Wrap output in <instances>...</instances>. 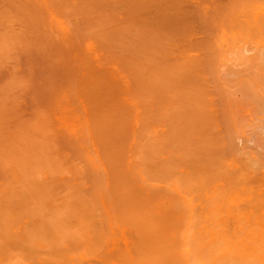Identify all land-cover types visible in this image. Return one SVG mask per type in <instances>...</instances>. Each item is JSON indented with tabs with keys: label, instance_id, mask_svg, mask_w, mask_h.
Returning <instances> with one entry per match:
<instances>
[{
	"label": "bare ground",
	"instance_id": "6f19581e",
	"mask_svg": "<svg viewBox=\"0 0 264 264\" xmlns=\"http://www.w3.org/2000/svg\"><path fill=\"white\" fill-rule=\"evenodd\" d=\"M0 5L3 8L0 24L6 20L11 23L15 16L18 22L24 20L17 23L23 26L19 25L18 31L23 32L21 27L32 29L29 26L32 23L37 32L42 30L39 28L42 24L41 27H47L43 34L40 30L43 37L39 33L43 44L49 38L47 31L56 35L55 40L49 39L52 42L48 41L50 45H47L51 48L47 50L46 43H40L41 46L33 43L35 30L30 33L26 29L24 32L28 30L31 36L23 32L28 37L24 40V35L13 33L15 29L11 28V33L24 37H19L21 44L15 36L16 44L12 39L14 43L6 40L10 32L6 33L10 30L6 29L7 22H3L6 30L0 25L7 34L3 33L5 40L0 37V53L5 51L1 53V61L5 48L12 45L22 48L23 52L17 48L22 56L33 55L39 61L25 57L27 63L39 65H35V70H44L39 75L40 70L36 74L31 67L34 74L27 73L28 78H39L35 80L41 83L38 85L33 80L31 88L25 86L21 90L29 88L27 95L31 92V96L33 89H40L42 94L47 90L44 94L52 97L56 87L47 83L57 78L55 84L59 88L58 83L67 79L74 82L75 88L68 87L73 88L72 92L76 89L73 93L80 102L78 108L72 104L75 108L67 116L65 110L69 104L64 100L68 97L61 96L66 91L59 93L62 86L57 93L64 99L61 104L64 102L66 109L57 104V93L53 96L56 102L50 104L60 105L55 109L62 107L60 110L67 112L63 119L58 120V113L49 115L53 110L57 112L49 103L43 108V111L50 108L49 112L44 111L48 116L42 113L43 106L36 103L43 102L42 96L38 98L40 92L37 100L33 97V103L40 105L39 114L44 117L36 112V104L31 106L32 115L27 114L28 109L24 114L22 108L18 113L16 105L6 111L4 107L0 113V264H264V0H0ZM29 39L33 40L29 43ZM31 43L39 46L32 47ZM30 46L39 57L46 52L44 60L50 54L48 62L42 63L43 59L34 52L29 54ZM52 49L57 53L55 58ZM50 56L55 59H51L52 63ZM46 63L57 64L53 73L56 78L49 77L54 65L50 66L54 70L49 65L46 69ZM49 69L52 72L48 73ZM20 72L23 75L25 71ZM44 72L48 75H43ZM25 77L24 73V78H19L23 81ZM7 84L4 86L7 89L13 85ZM17 91L15 88L16 95ZM15 98L19 99L14 96L13 101ZM20 114L30 117L28 122H22L25 117ZM46 116H51L47 123ZM32 117L35 120L31 124ZM52 120L56 121L51 123ZM34 122L36 127L41 126L36 128ZM26 123L29 129L25 128ZM45 123L57 124L55 127L62 132L60 137L67 133L61 139L71 141L70 144L65 140L63 144L71 145L67 147L74 149L69 151L75 153L77 160L79 150L86 149L88 162L84 161L86 154L80 162L82 165L86 162L85 170L89 169L90 173L92 169V179L96 175L98 180L95 177L94 183L88 182L87 176V183L80 182L86 174L80 169L72 168L80 172V181L78 173L76 177L75 172L74 175L69 172L71 177L67 174V167L71 169V165L80 162L70 152L71 165L66 164L68 159L64 163L63 158L70 155L66 145L65 156L59 155L64 151L60 152V148L54 154L65 165L53 161V154L47 157V163L55 162L61 170L54 168V163L52 168L44 165L38 169L46 150L55 153L54 143L58 145L55 139L58 131L52 127L56 136L51 131L48 137L44 129L50 127ZM38 133L41 135L37 136ZM28 134L36 135V139L28 138ZM40 136L49 143L48 149L42 143L46 147L43 150L38 141ZM29 140L35 146L40 144L43 152L36 154L40 146L35 147ZM38 155L43 158L37 160ZM76 164L74 168H79ZM42 167L48 173L42 172ZM37 169L39 176L34 171ZM62 169L67 170L66 178ZM57 178L68 180L69 183L59 182L64 189L55 188ZM76 180L81 188L85 184L84 191H88L79 189L80 199L96 198V205L94 200L86 204L80 199L82 204L80 201L77 204L80 196L75 192L78 191ZM41 181L44 183L39 188ZM49 183L52 185L47 188ZM87 184L96 186L92 189L94 195L89 197L92 190ZM52 187L55 193L50 190ZM67 187L72 194L66 191ZM88 203L93 204L91 209ZM86 208L92 210L86 211L87 215L83 213ZM79 211H83L82 215ZM72 215H76L74 221ZM92 217L97 219H92L93 224L89 223ZM103 223L108 232L98 234L97 229L100 232L106 229L101 227Z\"/></svg>",
	"mask_w": 264,
	"mask_h": 264
},
{
	"label": "rangeland",
	"instance_id": "374dc122",
	"mask_svg": "<svg viewBox=\"0 0 264 264\" xmlns=\"http://www.w3.org/2000/svg\"><path fill=\"white\" fill-rule=\"evenodd\" d=\"M0 6H1V5H0ZM1 8H2V7H1ZM2 9H3V8H2ZM2 9H0V11H2ZM0 14H1V13H0ZM12 16H13V15H12ZM12 16H11V18H12ZM0 17H1V15H0ZM16 17H17V16H15V20H13L14 18L12 19V22H11V19H10V22H11V23H9V21L7 22V20H6V21H3V22H7V23H6L7 25L4 23V24L7 26L6 29L10 28V30L8 29V30L6 31V33H8V32L10 31V32L8 33V37L6 38V40H7V41H11L10 39H12V41H15V43L17 42V40H16L17 37H18V40H19V37H21V36L19 35L20 33H21V35L23 36L24 34L27 35V33L30 32V30H32V29L35 30V26H34V28H33L32 23H31L29 26H31L32 29H29L30 27H29V28H26V29L29 30V31L27 30L28 32L26 31L27 33L24 32L26 29H24V28L22 29L23 26L20 25V24H19V25L22 26V27H21V30H23L24 34H23L22 31H18V30H20V27H19V29L17 28V27L19 26L17 23H20V21H22V20H20V21L18 22V20H16ZM9 18H10V17H9ZM19 18H20V17H18V19H19ZM1 19H2V18H1ZM1 19H0V20H1ZM3 20H5V19H3ZM25 20H27V19L25 18ZM1 21H2V20H1ZM23 21H24V20H23ZM23 21H22V23H23ZM34 21H35V19H34ZM3 22L1 23L2 25H1V24H0V25H1V28L3 27V29H5ZM13 22L15 23V25H14ZM27 22H28V24H29V22H31V19H30V21L28 20ZM32 22H33V21H32ZM22 23H21V24H22ZM25 23H26V21H25ZM35 23H37V22H35ZM11 24H12V26H9V25H11ZM28 24H25V25L27 26ZM37 24H38V23H37ZM39 24H40V23H39ZM25 25H24V26H25ZM33 25H34V22H33ZM41 25H42V24H40L39 28H42V30L44 29V27H45V29L47 28L46 26L41 27ZM43 25H44V24H43ZM13 26H15V28H13ZM37 26H38V25H37ZM27 27H28V26H27ZM11 28H12V30H13V29L16 30V31L13 30V33H15V32L17 33V32H18L19 34H17V36H16V35H14L13 33H11V31H12ZM6 29H5V30H6ZM36 29H38V28L36 27ZM0 30H1V31H0L1 33H0V34L3 35V33H5V31H3L2 29H0ZM38 30H39V32H38ZM38 30H37V32H36V30H35V33H34V31H32V32H33L32 37H33V39L35 40V41H33V43L37 42V43H39V45H40L41 40H40L39 37L42 36V34H43L44 32H43L41 29H38ZM40 30H41L42 34H41ZM32 32H30V33H32ZM49 32L52 33V31H50V30L47 31V35L49 36L48 41H50V40H52V39L55 40V39H56V38H55V37H56L55 33L53 32L52 34H50ZM6 33H5V35H7ZM30 33H28V35H29ZM39 33H40L41 35H40ZM45 33H46V32H45ZM12 34H13L14 36H13ZM34 34H35V35H34ZM37 34H38V36H37ZM2 35H1L0 37H3V39H4L6 36H4V35L2 36ZM9 35H10V36H9ZM11 35H12V36H11ZM39 35H40V36H39ZM15 36H16V37H15ZM30 36H31V35H29V37H30ZM34 36H36V37H38V38L36 39V37H34ZM48 36H47V37H48ZM51 36H52V37H51ZM54 36H55V37H54ZM14 37H15L16 39H14ZM24 37H25V35H24ZM24 37H21V38H24ZM32 37H31V38H32ZM42 37H43V36H42ZM47 37H46V34H45V37H44V38H47ZM26 38H28V37L26 36V37L24 38V40H25ZM44 38H43V41H42V42H45V41H46V40L44 41ZM8 39H9V40H8ZM13 39H14V40H13ZM33 39H29V40H28L29 43H30V40L32 41ZM38 39H39V41H38ZM49 39H50V40H49ZM4 40H5V39H4ZM4 40H3V42H5ZM26 40H27V39H26ZM7 41H6V42H7ZM12 41H11V42H12ZM22 41H23V40H22ZM48 41L45 42L46 44L44 43L46 46H45L43 43H41V44L44 45L45 48H47V50H48V48H49V46L47 45V44H49ZM1 42H2V41H1ZM11 42H9V43H11ZM19 42L21 43L20 40H19ZM51 42H52V41H50V43H51ZM56 42H57V41H56ZM56 42H55V44H56ZM12 43H14V42H12ZM17 43H18V42H17ZM17 43H16V44H17ZM22 43H23V42H22ZM22 43H21V44H22ZM25 43H26V41H25ZM25 43H24V44H25ZM29 43H28V45H30ZM33 43H31V44L33 45L32 47L39 46L37 43H36L37 45H35V44H33ZM2 44H5V43H2ZM16 44H14V45H16ZM24 44H23V45H24ZM55 44H54V45H55ZM0 45H1V44H0ZM9 45H10V44H9ZM9 45H8V46H9ZM25 45L27 46V43H26ZM43 45H42V46H43ZM49 45H50V44H49ZM51 45H52V44H51ZM3 46H4V45H3ZM6 46H7V45H6ZM8 46H7V48H8ZM11 46H12V45H10V47H9L10 49H11ZM19 46H20V44H19ZM40 46H41V45H40ZM47 46H48V47H47ZM12 47H13V49H12L13 52H12L11 54H10L11 51L9 50V48H8V49L5 48V50H6V54H5V55H6L7 57H5V55H4V60L6 59V60H7L6 62H5L4 60L1 61V59H2L1 57H3V56L1 55V53H2V52H5V51L3 50V51L0 53V55H1V56H0V58H1L0 61H1V62H4L5 64H4V63L2 64L1 62H0V63H1L2 65H4V66L8 67V68H6V67L2 66L3 69H4V71H5V72L7 71V72L10 74V75H9V74H7V73H5V72L3 73V69H2L1 64H0V67H1V70H0V79L3 80V81H0V83H1V84H0V86H1L0 88H2V89H0V91H1V92H0V97L2 96L1 98H3V96H4L5 99H6V101H7V102H6L5 99H2V100H1V98H0V113L2 112V110H3L4 107H5V110H4V111H6V109H8V107H10L11 105H13V106L10 108V110L16 105V107L19 109V110H18V113H20V112H19V111L21 110L20 108H22V110H24V114L27 113V112H26L27 109H28V113H27V114L34 113L33 110L35 109V107H33V110H32L33 112H31V110H30V109H32L31 106H32V105L35 106L34 104H36V103L38 104V102H39V104H40L41 106H43V107H41V109H42V111H43V108H45L44 106L47 105L48 103L50 104L51 102H52V104H53V101H54V102L57 101V102H58L57 104L62 105V104H61V101L64 100V99L62 100V98H60L62 95H66V97H68L67 99L64 100V102L67 101L66 104H69V105H66V107L68 106V108H69V107H70V103H71L70 110H69L68 108H67V109H68V110H67L66 107H65V103L62 102V103L64 104V105H62L63 108H65V109H66L65 111L68 112V113L66 112V113H67V116H68V114H69V115L71 114V113H69V111L74 110L75 107H76V108L79 107V106L77 105V103H79V105H80V102L77 101L78 98H77V96H75L76 93H75V94L73 93V92H76V89H75V91L72 92L73 88H75V86H74V87L72 86V85H74V84H73V83H74L73 81H70V82H69L67 79H66L67 81L64 79L67 83H65V81H63L64 83L62 82V84H61V82L59 81L60 84L58 83V85H61V86H58L59 88H57V83L55 84V82H57V80H56L57 78H56V75L53 74V73H55V71H56V68H55V67H56L57 64L55 65V63H54V64H50V65H49V63H48V64L46 63V67H45V68L47 69V66L49 65L48 68H50L51 70H54V69H55L53 72L50 71V69H49V70H48V73H49V72H52V73H49V74L51 75V76H49V77L53 78V76L55 75L54 78H56V79H53L52 82H51V80H50V81H49L50 83H49L48 81H46L45 79H44V81H46L45 83L48 82V83H47V86H49L50 84H52V87H56V89L54 88L55 90H53V91H56V93L58 92L57 90H59L60 88H62V86H64L63 89H60V90H59V93L61 94V92L66 91V94H65V93L63 94V93H62L61 96H60V94L57 93L56 98H57V97H59V98H57V100H56V98H54V97H55V94H56L55 92H54V93H55L54 95L52 94L54 97H53V96L51 97V96H50L51 94H50V95L48 94V96H49V97H48L46 94H44L45 91H47V90L42 89V90H44V93L42 94V92H41L40 89H39L40 86H39V88H37V89H39V90L33 89V91H34V95H33V96L30 95L31 92H29V93H30V94H28L29 96L27 95V93H28L27 91L29 90V88L26 87V89H25L26 91H25V90H21V88L23 89V88H25V86H29V87H30V85L33 84V80H35V79L40 80L39 78H34V79H32L31 77L28 78V76H27V73H28V75L31 76V73L34 72V70H35V69H34V68H35V65H37V63H38L39 61H37L35 58H33V57H34L33 55H29V56L26 57V55H28V54H25V57H26L27 59H28V57L30 58V56H31V57L33 56V57H32L33 60H32V58H31V60H32L33 62H35V60L37 61V63H34V64H35L34 66H33L32 61H31V62L29 61L30 64L32 63V65H30L29 63H27V62H28L27 59H26L24 56L21 55L22 53L20 52V53H21V54H20V53L18 52L19 50L22 51V48H21V47H20L21 49H20L19 47L14 48L15 46H12ZM22 47H23V46H22ZM27 47H28V46H27ZM2 48H4V47H2ZM17 48H19V50H18ZM25 48H26V47H25ZM25 48L23 49L24 52H25V50L27 49V48H26V49H25ZM35 48H36V47H35ZM50 48H51V47H50ZM50 48H49V49H50ZM52 48H54L53 45H52ZM43 49H44V48H43ZM54 49H55V48H54ZM54 49H52L51 51H52V53H53L52 56L55 58V56L57 55V53L54 52ZM1 50H2V49L0 48V51H1ZM15 50H16V51H15ZM17 50H18V51H17ZM31 50H32V49H31V46H30L29 54H30L31 52H34V49H33L32 51H31ZM39 50H40V49H39ZM9 51H10V52H9ZM41 51H44V50H40L39 52H41ZM45 51H46V50H45ZM22 52H23V51H22ZM26 52H28V50H27ZM35 52H36V51H35ZM35 52H34V53H35ZM39 52H38V53H39ZM48 52H49V51H48ZM15 53H16V54H15ZM34 53H32V54H34ZM36 53H37V52H36ZM36 53H35L34 55H35V56L38 55V57H39V54H36ZM43 53H46V52H43ZM43 53L40 54L41 57H39V59H43L42 63H44V62H46V61L48 62V60H47V56H49L50 54L47 55V56L45 57V60H46V61H45V60H44V56H45L46 54L44 55ZM49 53H50V52H49ZM54 53L56 54L55 56H54ZM3 54H4V53H3ZM9 54L11 55L10 58H9ZM12 54H14L13 57H12ZM18 54H20V55H18ZM23 54H24V53H23ZM43 55H44V56H43ZM14 56H15V57H14ZM20 56H21V57H20ZM42 56H43V57H42ZM52 56H50L51 58H49V60L54 59V58H52ZM17 57H18V58H17ZM38 57H36V58L38 59ZM23 58H25L26 61H24ZM10 59H11V60H10ZM8 60H10V61H12V62H9ZM18 60H19V61H18ZM29 60H30V59H29ZM54 60H55V59H54ZM23 61H24V62H23ZM40 61H41V60H40ZM56 61H57V59H56ZM56 61H54V62H56ZM7 62L9 63V65H8ZM18 62H19V63H18ZM22 62H23V63H22ZM6 63H7V64H6ZM17 63H18V64H17ZM21 63H22V65H21ZM40 63H41V62H40ZM51 63H52V60H51ZM10 64H11V65H10ZM15 64H16V65H15ZM25 64H26V65H25ZM12 65H13V67H12ZM29 65H30V66H29ZM40 65H41V64H40ZM51 65H54V69H53V67H52V68L50 67ZM23 66H24L25 68H27L28 71H27V70H23V68H24ZM28 66L30 67V69L28 68ZM38 66H39V65H37V67H38ZM42 66L44 67V64H43ZM59 66H60V65H59ZM61 66H62V68H63V65H61ZM61 66H60V68H61ZM64 66H65V65H64ZM18 67H19V68H18ZM20 67H21L22 70H20ZM31 67H33V69H34L33 71H31ZM37 67H36V68H37ZM57 67H58V66H57ZM25 68H24V69H25ZM41 68H42V67H41ZM60 68H57V69L61 71ZM6 69H7V70H6ZM9 69H10V70H9ZM13 69H14V70H13ZM15 69H16V70H15ZM17 69H19V71H17ZM43 69H44V68H43ZM46 69H45V70H46ZM38 70H40V69L37 68V70H35V73H36V74H38V72H37ZM1 71H2V72H1ZM14 71H15V72H18V74H19V73L21 74L20 71H25V72H23V75H22V74H21V75H18L17 73H14L15 75H13L11 72H14ZM26 71H27V72H26ZM41 71L43 72L44 70H40V71H39V75H40ZM60 71H59V72H60ZM62 71H63V70H62ZM30 72H31V73H30ZM45 72H46V71H45ZM45 72L42 73V74L45 75ZM57 72H58V71H57ZM57 72H56V74H59V73H57ZM24 73H25V76H26L25 79L27 78V81H25V82H24L25 79H23V81L20 80L21 77L24 78ZM29 73H30V74H29ZM48 73H46L45 76H47ZM60 73H61V72H60ZM16 74H17V75H16ZM32 74H34V73H32ZM8 75H9V76H8ZM11 75H13V78H11ZM6 76L8 77V79L10 78L9 81H8V79H6V78H7ZM15 76H16V78H15ZM18 76H19L20 78H19ZM32 77H34V75H33ZM37 77H39V76H37ZM40 77H42V76H40ZM57 77H58V75H57ZM22 78H21V79H22ZM42 78H43V77H42ZM51 78H48V79L46 78V79L49 80V79H51ZM12 79H13V80H12ZM16 79H17V80H20V84H21V85H20L19 83H17V80H16ZM4 80H6V81H4ZM14 80H16L15 83L18 84V85H15ZM28 80H30L32 83L30 82V84H29ZM37 80H35L34 82H36ZM69 80H70V79H69ZM21 81H22V82H21ZM41 81H42V80H41ZM61 81H62V80H61ZM2 82H3V84H2ZM12 82H13V83H12ZM26 82H28V84H27ZM37 82H38V83H36V84H38V85H39V83H41V82H39V81H37ZM71 82H72V83H71ZM5 83H6V85H8L7 83H11V85L13 84V85H14V89L11 88L13 85L11 86L10 84H9V85L11 86V87H9L10 89H7L8 86H7V87H4V86H6ZM23 83H24L25 85H24ZM69 83H71V84H69ZM22 84H23L24 87L22 86ZM34 84H35V83H34ZM67 84H69V85H67ZM19 85H20L21 87H20ZM40 85H41V84H40ZM42 85H43V84H42ZM54 85H56V86H54ZM18 86H19L20 88H19ZM47 86H43V88H45V89H48V88H49V89L51 90L52 87L50 86L51 88H50V87L47 88ZM68 86H72V87H73V88L71 87L72 90H71ZM3 87H4V88H3ZM5 88H6V89H5ZM15 88H16V91H17V90L19 91V93H17V95H16L15 92H14V91H15ZM17 88H18V89H17ZM30 88H31V87H30ZM32 88H33V87H32ZM34 88H35V87H34ZM67 88H68V89H67ZM3 89H4V90H3ZM12 89L14 90L13 93H12ZM19 89H20V90H19ZM27 89H28V90H27ZM49 89H48V90H49ZM2 90L5 91V93H4ZM6 90H7V91H6ZM9 90H10V91H9ZM35 90H36L37 92H36ZM68 90H69V91H68ZM18 91H17V92H18ZM20 91H21V92H20ZM24 91H25V92H24ZM33 91H32V93H33ZM10 92H11V95H12V96L10 95ZM23 92H24V93H23ZM38 92H40V96H39V93H38ZM49 92H50V91H49ZM70 92L73 93L72 98H70V97H71ZM2 93H4V94H2ZM7 93H8V94H7ZM36 93H38V94H36ZM72 93H71V94H72ZM1 94H2V95H1ZM58 94H59V96H58ZM7 95H10V97L7 96ZM21 95L24 96V97H27V98L25 99V98L22 97ZM36 95H37V97L39 96L38 98H40V97L42 96L41 98H43V102H44V100H45V102H47V103H46V104H45V103L43 104V102H40L41 100H38L37 102L35 101L36 103H33V101H34V100H33V97L35 96V99H36V98H37ZM43 95H44V96H43ZM14 96H15V97H18L19 99H23L24 102L21 100L19 104L16 103V102L19 101V99H16V98H15L16 101H13V100H14ZM45 96H46V97H45ZM74 96H75V97H74ZM6 97H7L8 99H7ZM11 97H12V98H11ZM28 97H29V100H30V101L28 100ZM44 97H45V99H44ZM47 97H48L50 100H52V101H49V99H48ZM62 97H63V98H66L65 96H62ZM51 98H54V99H51ZM9 99H12L13 103H12L11 100L9 101ZM58 99H59L60 103H59ZM60 99H61V100H60ZM73 99H75L76 102H75V100H73ZM17 100H18V101H17ZM27 100H28V101H27ZM36 100H37V99H36ZM55 100H56V101H55ZM71 100H73V102H72ZM70 101H71V102H70ZM3 102H4V103H3ZM5 102H6V104H5ZM2 103H3V105H2ZM8 103H10V104H8ZM14 103H16V104H14ZM25 103H27V104H25ZM17 104H18L19 107L17 106ZM21 104H22L23 106H22ZM28 104H29V105H28ZM37 104H36V107L38 106ZM54 104L56 105V103H54ZM72 104H73V105H76V106L74 107ZM25 105H26V106H25ZM40 105H39L38 108H37L38 111H36L38 114H39V108H40ZM60 105H56V106H57V107L55 106L56 109H57ZM29 106H30V108H29ZM50 106H51V104L49 105V107H50ZM16 107H14V108H16ZM46 107H47V106H46ZM55 107H54V105H53V107L51 106V109H52V108L55 109ZM72 107H74V108H72ZM60 108H62V107H60ZM60 108H59V110H58L59 112L62 111V110H60ZM41 109H40V112H41ZM47 109H48V107H47ZM49 109H50V108H49ZM49 109L46 110V111L49 112V111H50ZM56 109H55V111H57ZM8 110H9V109H8ZM16 110H17V109H15L14 111H16ZM25 110H26V111H25ZM63 110H64V109H63ZM14 111H13V112H14ZM44 111H45V110H44ZM44 111L42 112L43 114H45ZM46 111H45V112H46ZM53 111H54V110H53ZM53 111H52V113L49 112V115L51 114V116H52V114H56V113H58V115H57V116H58V117H57L58 120H60V118H62V117L64 118V117L66 116V115H65L66 113H64L65 111H62L63 114H64V116H62L63 114H62V115L59 114L58 111H57V112H54V113H53ZM8 112H9V111H8ZM22 112H23V111H22ZM22 112H21V113H22ZM62 112H61V113H62ZM14 113H15V112H14ZM18 113H17V114H18ZM42 113H41V115H40V114H39V115H40V116H43ZM27 114H26V115H27ZM35 114H36V113H35ZM47 114H48V113H46L45 115H47ZM13 115H14V114H13ZM20 115H22V117H23V116L25 117V115H23V114H20ZM30 115H32V114H30ZM33 115H34V114H33ZM7 116H8V115H7ZM14 116H16V115H14ZM14 116H13V117H14ZM40 116H39V117H40ZM47 116H48V115H47ZM47 116H46L44 119L48 118ZM51 116H49L50 119H51ZM60 116H61V117H60ZM9 117H10V115H9ZM17 117H20L19 114L16 116V118H17ZM22 117H21V118H22ZM33 117H35V115H34ZM33 117H32V120L30 119V120H31V124H32V121H34V120L36 119V117H35V119L33 120ZM43 117H44V116H43ZM53 117H54V115H53ZM29 118H30V117H29ZM29 118H27V117H25V119L22 118V122H23V121L26 122ZM49 118L46 119V121H45V120H44V121L47 123V120L50 121ZM63 118H62V119H63ZM17 119H18V118H17ZM17 119H14V118H13V120H16V121H17ZM39 119H40V118H39ZM41 119H42V117H41ZM41 119H40V120H41ZM52 119H53V118H52ZM11 120H12V117H11ZM20 120H21V119H20ZM20 120H19V121H20ZM52 121H53V120H52ZM52 121H51V123H54V121H56V120H54L53 122H52ZM10 122H11V124H12V123H14L15 121H13V122L10 121ZM27 122H28V121H27ZM38 122H39V121H38ZM41 122H42V121H41ZM57 122H58V121H57ZM57 122H56V123H57ZM29 123H30V122H29ZM29 123H28V124H29ZM46 123H45V124H46ZM51 123H49V124H51ZM15 124H16V122H15ZM34 124H35V122L33 123V126L36 127V125H34ZM49 124H48V125H49ZM57 124H58V123H57ZM57 124H55V125H57ZM37 125H39V124L37 123ZM46 125H47V124H46ZM48 125H47V128L50 127V130H49V129H44V128H45L44 126H43L42 129L47 130L48 133H49V132L51 133V131L53 130V128L55 127V125H54V126H53V125L48 126ZM59 125H61V121H60ZM24 126H25V124H24ZM40 126H41V125H39V126H37V127H40ZM10 127H11V126H10ZM27 127H28V126H27V123H26V127H25V128H27ZM37 127H36V128H37ZM52 127H53V128H52ZM11 128H12V127H11ZM36 128H35V129H36ZM51 128H52V129H51ZM55 128H56L57 131L59 130V129H57V128H59L58 126L55 127ZM28 129H29V127H28ZM31 130H33V127H32ZM38 130H39V128H38ZM38 130H36V131H38ZM48 130H49V131H48ZM54 130H55V129H54ZM56 130H55V132L57 133ZM28 131L30 132V130H28ZM60 131H61V130H60ZM60 131H58L57 136H56V134L52 131L53 134H54V136H53V135H52V136H53V137L56 136L55 139H56V141H58V145H57V142L54 143L55 140H54V142H52L53 140L51 141L52 143H54L55 146H57V147H53V148H55V151H54L55 153H53V151L51 152V150H46L47 152L45 151V152H46V154H44L45 156L42 155V154H43L42 152H43L44 149H46V147H47V149H48V145H49V143H48V142H45L46 140L42 139V137L46 136V135H47V132L44 131V132H46V134L44 135V132H43L42 137L40 136L41 138H40V137H37V138H40V140H38V141H40L41 144L44 143V144L46 145V147H44L45 145L42 144V146L44 147L43 150L41 149V145H40V144H39V145H36L37 147L40 146V149H39V150H36V149L34 148L35 143L32 142L33 140H32V141L29 140V142H31V144L34 143V144H33L34 146H33V145H31V146H32V149H35V150L37 151L36 154H38V151H42V152H40V153H42L41 155L44 157V160H43V163H44V164L39 162V163H40V166H38L39 164H37L38 169L41 168V166H44V165H45L44 167H46V165H47L49 168H52V166L55 165L54 168L57 167V170H58V171L61 170V168H59V167H60L59 165H60V164L62 165L63 163H59V160L61 161L62 158L60 159V158L58 157V155H56V156L59 158V160H58V158H56V157L54 156V154H56V151H57V154L59 153V148H60V152H61V149L64 150L65 147L68 149L67 146H69V147L71 148V145H66L67 143H70V144H71V141H68V140L65 139L67 143H66V144H63V143H65V142H64L65 140L62 141V139H63L64 135L67 134V133L63 134V136L60 137V135H61L60 133H62V132H60ZM31 132H32V131H31ZM31 132H30V133H31ZM34 132H35V131H34ZM59 132H60V133H59ZM64 132H65V131H64ZM64 132H63V133H64ZM27 133H28V132H27ZM41 133H42V131H41ZM50 133H49L48 137L51 136L52 133H51V134H50ZM32 134L34 135V133H32ZM59 134H60V135H59ZM28 135L30 136V134H28ZM33 135H31V136H33ZM38 135H41V134L38 133L37 136H38ZM43 135H44V136H43ZM31 136L28 137V138H31ZM67 136H68V135H67ZM46 137H47V136H46ZM65 137H66V135H65ZM68 137H69V136H68ZM68 137H67V139H68ZM33 138H34V140H35V139H36V135L33 136ZM61 138H62V139H61ZM31 139H32V138H31ZM41 139H42V141H41ZM45 139H46V138H45ZM47 139H48V138H47ZM51 139H52V138H51ZM57 139H58V140H57ZM70 139H71V138H70ZM43 140H44V141H43ZM36 142H37V141H36ZM73 142L75 143V141H73ZM74 143H73L72 146L76 147V146H75L76 144H74ZM37 144H38V143H37ZM54 145H53V146H54ZM65 145H66V146H65ZM36 146H35V147H36ZM58 146H60V147H58ZM64 146H65V147H64ZM49 147H50V146H49ZM51 147H52V146H51ZM53 148H51V149L54 150ZM72 148H73V147H72ZM37 149H38V148H37ZM67 149H65L66 152H65V150H64V151L61 152L59 155L61 156V154H62L63 156H65V154H66L69 150H72V149H68V151H67ZM73 150H74V149H73ZM73 150H72V151H73ZM76 150H78V147H77V149H75V151H76ZM72 151H69V154H70V155H69L68 157L66 156L67 158H66V157L63 158V159H64V163H65V160L68 159V160H67L68 163H67V161H66V164H70V165H71L70 156H72V155H71L70 152H72ZM83 151H84L85 153H84ZM34 152H35V151H34ZM45 152H44V153H45ZM50 152H51V154H50ZM64 152H65V154H64ZM77 152H78V151H77ZM77 152H76V153H77ZM79 152L81 153V154H80V157H78L79 162H80V158H81V156H83V154H86V155H85L86 157L84 156V159L86 158L84 161H87V152H86V149H85V148H82L81 151L79 150ZM40 153H39V154H40ZM47 153H48V154H47ZM72 153H74V152H72ZM52 154H53V155H52ZM41 155H38L37 160H38V158H39ZM48 155H49V157H51V155H52L51 158L53 159V161H54V159H56V160L58 161L59 165L56 166V163L53 162V163H54V164H53L52 161H51V163H47V162H49V160H47ZM67 155H68V154H67ZM74 155H75V153L73 154V156H74ZM76 155H79V154L77 153ZM42 156H41V158H39V160H41V159L43 158ZM53 156H54V157H53ZM73 156H72V157H73ZM61 157H62V156H61ZM74 157H75V156H74ZM51 158H50V159H51ZM52 159H51V160H52ZM75 159L77 160V156L75 157ZM69 160H70V162H69ZM72 160H74V159H72ZM76 160H75V161H76ZM78 160H77V163H78ZM81 160H82V158H81ZM75 161H74V162H75ZM41 162H42V161H41ZM87 162H88V161H87ZM37 163H38V162H37ZM81 163H83V162L81 161L80 164H81ZM42 164H43V165H42ZM49 164H50V165L53 164V165L50 166ZM75 164H76V162H75ZM75 164L71 165V169H72V168H73V169H78V170L80 169L79 171L83 170L82 172L88 174V175L85 174V177H83L84 180H82V176L79 174L80 172H78V170H73V169H72V171H69V170H71L70 167H69V168L67 167L68 172H67L66 169H65L64 171H63V169H62V171H63V173H62V171H61L62 175H64V173H66V172H67V174L69 175V172H70V173H72L73 175L76 173V174H75V177H76V175H77V173H78L77 177L81 176V178H78V181H80V179H81L82 181H80V182H83V183H87L86 181H87L88 179H86V178H88V177H89L88 182H91V183H94V182H92V181H93V179H94L95 177H96V179L98 180V176H96V175H94V178L92 179L93 176L91 177V174H90L91 172H93L92 169H91V172H90V173H88V172L90 171L89 169H87L88 172H87V170H85V167H87V166H86V162L84 163L85 165L83 164L85 167H84L82 164H81V166H80V164L78 163V164H79V168H78V167H77V168H74ZM78 164H76V165L78 166ZM63 165H65V164H63ZM66 166H67V165H66ZM68 166H69V165H68ZM72 166H73V167H72ZM90 166H91V165H90ZM44 167H42V170H44V171L41 170L42 172H46V168H44ZM81 167H82V169H81ZM49 168H48V169H49ZM58 168H59V169H58ZM63 168H65V166H64ZM89 168H90V167H89ZM38 169H37V170H34V171H35V174H37L36 176H39V175H40L39 173H37V172H38ZM39 170H40V169H39ZM52 170H53V169H52ZM52 170H50V172H51ZM54 170H55V169H54ZM41 171H40V172H41ZM48 171H49V170H48ZM65 171H66V172H65ZM53 172H54L55 175L58 174V172H56V173H55V171H53ZM53 172H52V173H53ZM74 172H75V173H74ZM82 172H81V173H82ZM46 173H48V172H46ZM52 173H51V174H52ZM84 173H83V174H84ZM54 174H53V175H54ZM59 174H60V172H59ZM59 174H58V176L61 177L62 175H59ZM72 174H71V175H72ZM41 175H42V173H41ZM49 175H50V174H49ZM69 176H70V175H69ZM69 176H68V177H69ZM83 176H84V175H83ZM87 176H88V177H87ZM63 177L66 178L65 175H64ZM68 177H67V178H68ZM70 177H71V176H70ZM51 178L54 179L52 175H51ZM73 178H74V177H73ZM55 179H56V178H55ZM58 179H59V178H57V182H58V183H56V184H58V186L55 184V185H56L55 188H56V187L59 188V186H60V188L64 189V187H61V185H59V182L62 180V178H60V179H61L60 181H58ZM63 179H64V178H63ZM64 180H65V179H64ZM64 180H62V181H64ZM71 180H72V178H70V181H71ZM97 180H96V181H97ZM49 181L51 182V180H49ZM65 181H66V180H65ZM65 181H64V182H65ZM78 181L76 180V182H78ZM52 182H53V181H52ZM54 182H56V180H55ZM66 182H68V180H67ZM80 182H78L79 184L77 183L78 191H76V190L74 189L75 192H78L77 195L79 194V192H81V191H79V189L82 190V188H83L84 185H85V184H84V185L81 184V185L83 186V187L81 188V187L79 186V185H80ZM42 183H44V181H41V182H40V185L38 186L39 188H40L41 186H43ZM68 183H69V182H68ZM45 184L47 185V183H45ZM75 184H76V183H75ZM89 184H90V183H89ZM89 184H87L88 187H90ZM49 185H50V183H49ZM51 185H52V184H51ZM51 185L48 186L47 188L51 187ZM63 185H65V187H66V184H63ZM70 185H72V184H70ZM70 185L68 184V187H69ZM92 185H93V184H92ZM93 186H95V184H94ZM44 187H45V185H44ZM53 187H54V186H53ZM53 187H52V189H50V190L53 191ZM68 187L65 188L66 191L69 190ZM70 187L73 188L74 186H70ZM75 187H76V185H75ZM75 187H74V188H75ZM77 187H76V188H77ZM79 187H80V188H79ZM88 187H87V188H88ZM95 187H96V186H95ZM95 187H90L89 189L92 190V189H95ZM57 188H56V189H57ZM71 188H70V189H71ZM84 188H85V187H84ZM84 188H83V191L85 190ZM41 189H44V188H41ZM45 189H46V187H45ZM62 189H61L60 191H62V192L64 191V193H65L66 191H65V190H62ZM50 190H48V192H49ZM54 190H55V189H54ZM57 190H59V189H57ZM57 190H56V191H57ZM44 191H45V190H44ZM52 191H51V193H52ZM70 191H71V190H69L68 192H70ZM83 191H82V194H83L84 192H86V191H84V192H83ZM53 192H54V191H53ZM72 192H73V191H72ZM87 192H88V191H87ZM87 192H86V193H87ZM90 192H91V193H92V192L94 193V190H92V191L89 190V193H90ZM54 193H55V192H54ZM56 193H57V192H56ZM59 193H60V192H59ZM70 193H71V192H70ZM91 193H90V194H91ZM93 193H92L91 195L88 194V197L94 195ZM71 194H72V193H71ZM73 194H75V193H73ZM82 194H81V195H82ZM77 195H75V198H77ZM84 195L86 196L85 193H84ZM72 196H73V195H72ZM78 196H80V195H78ZM83 197H84V196L82 195V198H83ZM93 197H94V196H93ZM80 198H81V196L78 197V203H77V204H79V201H80V200H81L82 202H83V201H86V200H85L86 197L84 198V200H82V199H80ZM79 199H80V200H79ZM89 199H92V197H90ZM89 199H88V201H86V204H87V202H93V200L96 201V198H95V199L93 198L91 201H89ZM75 200L77 201V199H75ZM81 201H80V203H81ZM96 203H98V202L96 201V202H95V205H96ZM81 204H82V203H81ZM81 204H80V205H81ZM84 204H85V203H84ZM90 204H91V203H88V206H89ZM97 205H98V204H97ZM82 206H84V205H82ZM90 206H91V205H90ZM76 207L78 208V206H76ZM76 207H75V208H76ZM86 207H87V205H86ZM92 207H93V204H92V206L90 207V209H91ZM98 207H100V208H98V210H100V209H101V206L99 205ZM79 208H80V207H79ZM79 208H78V209H79ZM81 208H82V207H81ZM83 208L85 209V207H83ZM88 208H89V207H88ZM73 209H74V208H73ZM78 209H77V211H78ZM84 209H83V211H84ZM90 209H89L88 211H92V210H90ZM93 209H95V206H94ZM80 210H82V209H80ZM96 210H97V209H96ZM96 210H95V211H96ZM83 211H82V212H83ZM86 211H87V208H86L85 212H83V213H86ZM88 211H87V213H88ZM95 211H94V212H95ZM100 211H101V210H100ZM100 211H99V212H100ZM74 212H76V209H75V211H73V213H74ZM79 212H80V211H79ZM82 212H80L81 215H82ZM94 212H93V213H94ZM96 212H97V211H96ZM87 213H86L85 215H87ZM91 213H92V212H91ZM93 213L90 214V215L93 216ZM100 213L102 214L103 212H100ZM77 214H78V216H81V215H79V213H77ZM98 215H99V213H98ZM102 215H104V214H102ZM72 216H73V215H72ZM74 216H76V215H74ZM74 216L72 217L71 220H73V218H74V220H75L76 217H74ZM96 216H97V214H96ZM100 216H101V215H99V218L102 219L103 216H102V217H100ZM97 217H98V216H97ZM95 218H96V217H95ZM89 219H91V221H89V223H90V222L92 223L93 220H97V219H94L93 217H92V218H89ZM92 219H93V220H92ZM101 219H100V220H101ZM74 220H73V221H74ZM98 220H99V219H98ZM72 223H73V222H72ZM75 223H76V222H75ZM98 223H99V222H97V224H98ZM105 223H106V222H105ZM105 223H103L104 225L101 224V227H102V226L104 227V226H105ZM92 224H93V223H92ZM98 225L100 226V224H98ZM106 226H107V225H106ZM106 226H105V228H106ZM97 227H98V226H97ZM97 227H95V228H97ZM101 227H100V230H102ZM97 230H98V231H96V232H98V234H103V233H107V232H108V229H107V228H106L105 230H103L102 232H100L99 229H97ZM97 241H98V239H97ZM100 241H101V240H100ZM100 241H99V242H100ZM92 242H96V241H92ZM97 243H98V242H96V244H97ZM100 244H101V242H100L98 245H100ZM98 245H97V246H98ZM102 245H103V242H102ZM104 245H105V243H104ZM93 246H94V245H93ZM95 247H96V245H95ZM100 247H101V245L99 246V248H100ZM95 249H98V248L96 247ZM102 250L106 251V249H104V247H103ZM100 251H101V250H100ZM104 251H103V252L101 251L100 253H104Z\"/></svg>",
	"mask_w": 264,
	"mask_h": 264
}]
</instances>
